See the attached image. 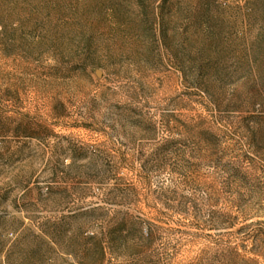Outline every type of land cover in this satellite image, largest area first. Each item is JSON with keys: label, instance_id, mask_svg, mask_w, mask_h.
Listing matches in <instances>:
<instances>
[{"label": "rangeland", "instance_id": "374dc122", "mask_svg": "<svg viewBox=\"0 0 264 264\" xmlns=\"http://www.w3.org/2000/svg\"><path fill=\"white\" fill-rule=\"evenodd\" d=\"M0 264H264V0H0Z\"/></svg>", "mask_w": 264, "mask_h": 264}]
</instances>
